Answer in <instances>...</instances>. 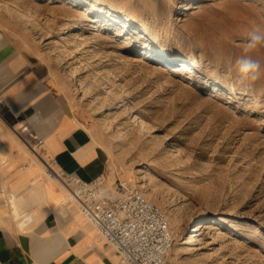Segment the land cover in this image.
<instances>
[{
  "label": "rangeland",
  "instance_id": "rangeland-1",
  "mask_svg": "<svg viewBox=\"0 0 264 264\" xmlns=\"http://www.w3.org/2000/svg\"><path fill=\"white\" fill-rule=\"evenodd\" d=\"M16 1L14 22L58 69L114 177L166 210L170 258L264 264V74L241 82L234 68L264 32V0Z\"/></svg>",
  "mask_w": 264,
  "mask_h": 264
},
{
  "label": "crops",
  "instance_id": "crops-1",
  "mask_svg": "<svg viewBox=\"0 0 264 264\" xmlns=\"http://www.w3.org/2000/svg\"><path fill=\"white\" fill-rule=\"evenodd\" d=\"M15 2L0 0V264H127L26 142L43 138L70 176L118 178L58 69L14 22Z\"/></svg>",
  "mask_w": 264,
  "mask_h": 264
},
{
  "label": "built area",
  "instance_id": "built-area-1",
  "mask_svg": "<svg viewBox=\"0 0 264 264\" xmlns=\"http://www.w3.org/2000/svg\"><path fill=\"white\" fill-rule=\"evenodd\" d=\"M26 142L43 161L47 177L64 186L127 264H176L170 258L175 234L169 216L142 187L121 177L111 184L103 176L91 180L70 176L57 168L56 157L42 153L43 138Z\"/></svg>",
  "mask_w": 264,
  "mask_h": 264
},
{
  "label": "clouds",
  "instance_id": "clouds-1",
  "mask_svg": "<svg viewBox=\"0 0 264 264\" xmlns=\"http://www.w3.org/2000/svg\"><path fill=\"white\" fill-rule=\"evenodd\" d=\"M264 45V32L255 29L249 33L243 48V55L235 60L234 68L241 82L260 78L264 74V59L257 58L254 53Z\"/></svg>",
  "mask_w": 264,
  "mask_h": 264
},
{
  "label": "bare ground",
  "instance_id": "bare-ground-1",
  "mask_svg": "<svg viewBox=\"0 0 264 264\" xmlns=\"http://www.w3.org/2000/svg\"><path fill=\"white\" fill-rule=\"evenodd\" d=\"M174 6H178V0H176L175 2H174ZM82 20L83 19H81V20H78V21H76V22H74V27H78V26H80L81 25V23H82ZM64 31L62 32V33H65V32H69V30H68V28H69V25L68 24H66V25H64ZM157 56H159V58H162V59H169V57L167 56V55H165V54H163V53H158V54H156ZM184 64V65H187L188 63L187 62H185V61H182L181 62V64ZM121 105H119L118 107L119 108H125V110L128 112L129 111V108H128V105H127V103H125L124 101H122L121 103H120ZM136 119L137 120H139V121H141V123H142V125H143V127L144 128H146L147 130H150V127H149V125H148V123H146V121H144V120H142L141 119V117L138 115V114H136ZM143 187H145V185L143 184L142 185ZM147 196L148 197H150L151 195H152V191H147ZM81 211V210H80ZM82 212V211H81ZM179 224H182V222H180ZM204 226V227H203ZM214 227H213V225H211V223L210 222H205V223H203L202 224V227H200V232L198 233V236H197V238H196V240L195 241H199V240H202V238H203V235H205V234H207L211 229H213ZM190 241V239H187L185 242H184V244H186L187 242H189ZM192 241V240H191Z\"/></svg>",
  "mask_w": 264,
  "mask_h": 264
}]
</instances>
